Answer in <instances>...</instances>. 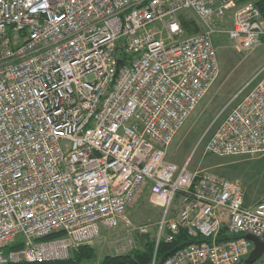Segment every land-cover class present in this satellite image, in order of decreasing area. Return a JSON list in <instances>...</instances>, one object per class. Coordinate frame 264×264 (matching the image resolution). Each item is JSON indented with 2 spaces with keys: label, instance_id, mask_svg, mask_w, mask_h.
<instances>
[{
  "label": "built area",
  "instance_id": "2783aa9c",
  "mask_svg": "<svg viewBox=\"0 0 264 264\" xmlns=\"http://www.w3.org/2000/svg\"><path fill=\"white\" fill-rule=\"evenodd\" d=\"M242 1L0 0V264L64 260L130 226L145 186L164 210L155 250L181 230L205 240L162 264H240L247 235L264 241V197L246 207L238 181L167 160L218 76L214 34L237 50L264 42L259 9ZM183 11L203 31L183 37ZM228 106L204 154H264V66Z\"/></svg>",
  "mask_w": 264,
  "mask_h": 264
},
{
  "label": "rangeland",
  "instance_id": "374dc122",
  "mask_svg": "<svg viewBox=\"0 0 264 264\" xmlns=\"http://www.w3.org/2000/svg\"><path fill=\"white\" fill-rule=\"evenodd\" d=\"M248 3L254 4V0H249ZM179 20L184 30L183 37L196 34L191 32L192 30H187V27L192 26V22L201 26L200 31L204 29L190 11L181 12ZM214 25L218 28L222 26L221 30L228 29L231 26V13L225 15L222 23L217 21ZM213 42L219 64L218 76L175 135L167 150V160L178 166L188 161L190 171L205 170L219 178L238 181L243 190L244 205H247L264 196V154L217 157L204 154V142L232 107L228 106L229 102L264 66V42L247 51L237 50L235 43L223 33L214 34ZM201 139H203L201 144L196 148ZM150 200V195L147 193L128 208L125 219L130 226L121 221L115 228H102L100 236L91 244L86 245L94 249L95 257L91 260H84L81 264H99L106 255L111 254L110 252L125 253L122 246L128 241L133 243L134 249V245L140 242V235L136 229L141 225H148L149 231L156 234L157 224L163 218L164 210L152 205ZM176 200L178 201V198ZM176 200L173 207L177 205ZM155 222L157 223L153 224ZM138 247L137 245L136 248ZM258 261L254 264H260Z\"/></svg>",
  "mask_w": 264,
  "mask_h": 264
},
{
  "label": "trees",
  "instance_id": "16d2710c",
  "mask_svg": "<svg viewBox=\"0 0 264 264\" xmlns=\"http://www.w3.org/2000/svg\"><path fill=\"white\" fill-rule=\"evenodd\" d=\"M249 0H243L242 3H247ZM254 5L259 9L262 18L264 19V0H254ZM187 30L191 32H200L201 27L192 22V26ZM231 239L229 236H224L219 240ZM205 241L201 237L190 238L186 232L181 230L172 242L161 240L155 250V235L148 233L140 235L141 247L134 248L128 252L117 255H106L99 264H162L175 251L182 249L190 244H198ZM95 257V251L90 246H81L74 250L71 255L64 260H54L49 262H20L6 264H81L84 260H91ZM243 260L240 264H245Z\"/></svg>",
  "mask_w": 264,
  "mask_h": 264
},
{
  "label": "water",
  "instance_id": "95a60500",
  "mask_svg": "<svg viewBox=\"0 0 264 264\" xmlns=\"http://www.w3.org/2000/svg\"><path fill=\"white\" fill-rule=\"evenodd\" d=\"M246 239L250 240L253 243V250L245 260V264H254L264 254V241H260L252 235H247Z\"/></svg>",
  "mask_w": 264,
  "mask_h": 264
},
{
  "label": "crops",
  "instance_id": "0c3cea01",
  "mask_svg": "<svg viewBox=\"0 0 264 264\" xmlns=\"http://www.w3.org/2000/svg\"><path fill=\"white\" fill-rule=\"evenodd\" d=\"M148 193V195H149V188H148V186H145L144 188H143V190L138 194V196H137V198H136V201L137 200H139V199H142L143 197H144V195L145 194H147ZM264 197V196H263ZM263 197H260V198H258V199H256L255 201H253L252 203H248L247 205L245 204V206L246 207H250V206H253V205H255L257 202H259ZM153 205V204H152ZM156 206V205H155ZM158 207V206H157ZM157 222H155V223H153V224H156ZM152 224V225H153ZM151 233V232H150ZM155 235V234H154ZM137 245L139 246V247H141V242H139L138 244H136V246L134 245V247L136 248L137 247ZM138 247V248H139ZM111 254L110 255H117V254H122V252L121 253H119V252H116V253H113V252H110ZM260 264H264V254L262 255V257L259 259V261H258Z\"/></svg>",
  "mask_w": 264,
  "mask_h": 264
}]
</instances>
